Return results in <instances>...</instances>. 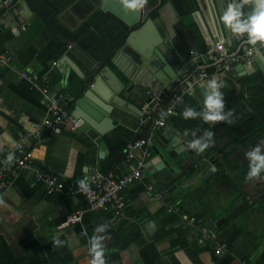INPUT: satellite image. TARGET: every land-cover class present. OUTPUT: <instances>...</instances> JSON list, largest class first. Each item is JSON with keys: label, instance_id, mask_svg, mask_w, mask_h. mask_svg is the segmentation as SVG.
Returning a JSON list of instances; mask_svg holds the SVG:
<instances>
[{"label": "crops", "instance_id": "1", "mask_svg": "<svg viewBox=\"0 0 264 264\" xmlns=\"http://www.w3.org/2000/svg\"><path fill=\"white\" fill-rule=\"evenodd\" d=\"M5 1L7 0L1 3ZM9 1L10 4L0 15V43L2 49L9 50L0 51V58L3 54L11 58L8 65L0 63V163L1 158L16 146L19 136L33 132L46 114L44 96L23 79L22 72L31 70L46 77L50 91L62 98L67 111L72 115L69 107L70 80L79 83L80 77L68 64H65L64 70L67 74H63L57 64L67 54L65 49L77 43L74 37H78L84 51H98L112 38L110 36L114 29L113 19L107 20L106 17L109 12L95 8L90 0H76L62 9L57 8L55 0ZM228 1L233 3L230 0H201V20L206 30L202 32L197 25V35L208 49V45L217 37L215 47L219 51L209 49L213 54L206 61L199 59L202 60L199 65L206 67L208 61L214 65L220 60L228 61L236 54L238 47L248 43L245 34L230 41L228 50L222 52L224 35L220 36L222 23L219 16L222 14L221 8L227 10ZM147 5L145 9L148 8ZM227 35L225 32V36ZM232 38L233 36L230 37ZM69 47V57L78 62V56L75 51L69 52ZM245 51L242 50L240 54ZM50 54L54 58L48 60ZM225 61L223 64L227 63ZM108 64L128 82L122 71L112 62ZM80 66L83 67L82 64ZM132 72L137 74L138 80L146 75L151 76L145 66H134ZM215 72L220 73L217 68ZM255 75L258 77L257 73ZM240 77L244 76L235 78ZM245 88L238 84L236 94ZM125 92L123 90L121 95ZM134 99L135 97H131L129 102ZM145 103L138 110H129L124 118L115 120L110 130L97 138L83 130L80 120L75 117L78 123L75 129L70 121L64 122L56 133L46 136L36 145V162L70 182L84 180L90 184L98 172L105 175L127 173L129 159L125 153L126 148L144 134L142 122L145 119ZM188 104L193 108L199 105L194 97ZM230 112L235 113L230 118L238 116L235 106L229 108L228 113ZM203 116L201 115L200 120H203ZM174 120L170 119L169 125L177 126ZM163 130L153 136L147 152L153 144H158ZM223 142L227 144L226 139ZM256 149H259L257 154L264 157V135L251 147L243 148V155L248 161L252 159L251 154ZM213 160L196 168L190 182L178 189L179 196L167 199L192 218H196L195 213L205 203L208 204L206 226L221 240L233 242V264H238L239 259L248 256L256 260L264 251V177L259 174L260 178L248 180L247 173L239 170V166L230 169L222 161L225 165L223 173L217 176L216 171L203 180L206 171L217 164ZM237 164L238 162L234 166ZM152 184L144 178L125 189L128 207L121 216H115L110 211L88 210L83 214L82 224L62 226L69 215L89 208L85 196L68 192L49 194L46 184L38 182L33 171H22L12 187L0 192V264H36L35 261L38 264H90L92 256L89 249L93 235L105 247L107 264H148L142 254V249L147 245L153 249L151 256L156 254L153 256L154 263L149 257L148 261L152 264H175V260L179 264H220L225 256L217 254L211 244L202 243L198 232L182 219L177 220L176 214L170 212L163 201L154 199L148 190V186L155 188ZM218 188L220 190L217 192ZM233 191H241L246 197V212L231 219L222 229L221 225L228 215L216 218L212 213L221 212L228 207ZM183 195L186 197L183 198ZM236 207L231 206V213ZM104 225H107L106 230L98 231ZM181 225H186L188 245L198 242L197 245L204 248L198 256L194 244L172 251L181 239L185 242L184 238L180 239L182 234L178 232ZM54 237L59 240L58 244L53 243Z\"/></svg>", "mask_w": 264, "mask_h": 264}, {"label": "water", "instance_id": "2", "mask_svg": "<svg viewBox=\"0 0 264 264\" xmlns=\"http://www.w3.org/2000/svg\"><path fill=\"white\" fill-rule=\"evenodd\" d=\"M2 1L0 0V3ZM230 1L240 3V0ZM90 2L95 8H102L104 12H109L106 16L107 20L113 19L115 26L113 38L106 41L102 50L86 52L81 48L82 44L78 37H74L77 43L68 46L69 52L75 51L78 62L83 67L69 57L68 47L65 49L67 54L57 67L63 74H67L64 70L65 64H68L80 77L79 83L70 80L69 107L72 115L80 120L82 129L97 138L100 134L109 131L115 120L124 118L129 110H138L143 103L151 101L162 88L182 85L193 76L204 72L205 67L197 65L199 60L196 57L199 51L192 48L193 37L187 15L179 12L172 0L164 4L155 16L152 10L159 3L156 0H148L149 7L139 11L125 10L120 0H90ZM194 4L196 9L191 13L192 18L203 32L206 28L201 20L203 11L201 0H196ZM185 10L187 11V7ZM13 25L17 26L16 23ZM220 32V36L224 35L221 42L222 52L228 50L230 41L241 37L231 34L223 24H221ZM231 36H233L232 39H230ZM217 42L218 38L214 37L213 43L208 45L209 49L218 52L219 49L215 47ZM249 46L250 44L247 43L238 47L234 56L240 54L242 50H247ZM192 50L196 53L192 54ZM99 51L101 52L98 54ZM108 54L111 55L106 60H102ZM263 58L264 50H258L250 58V66L240 63L228 71L208 76L201 81L192 94L199 103L194 108L198 113L195 117L200 120L201 115L205 113L203 111H207L203 101L206 95L213 91L210 87L205 88L209 79H217L226 86L225 80L229 77L257 73L260 80L264 81ZM231 59L228 61L230 62ZM224 61L220 60L215 65H221ZM228 61L225 62L229 63ZM109 62L126 75L128 82L118 75L108 64ZM134 66H145L151 76L146 75L138 80L137 74L132 72ZM225 86L220 89L223 96ZM123 90L126 92L121 95ZM131 97L135 99L129 102ZM188 109L193 107L183 101L180 110L185 112ZM244 115L243 112L234 117L231 123H236ZM176 117L177 115H174L171 120ZM254 142L256 140L246 143V146L251 147ZM158 144H153L149 153L147 152L144 178L153 183L155 191L164 192L167 198L172 200L179 196L178 189L186 186L194 177L196 168L209 161L203 158L196 166H193V163L202 157V153L196 152L197 148L191 147L189 138L177 126L168 125L158 138ZM238 156L246 164L243 155L240 153ZM214 158L215 156H212L210 162ZM192 168L195 170L189 174ZM217 170L218 167L213 165L202 179L206 180ZM259 174L264 177L263 172ZM184 197L186 195H183Z\"/></svg>", "mask_w": 264, "mask_h": 264}, {"label": "built area", "instance_id": "3", "mask_svg": "<svg viewBox=\"0 0 264 264\" xmlns=\"http://www.w3.org/2000/svg\"><path fill=\"white\" fill-rule=\"evenodd\" d=\"M10 4L7 0L0 3V15ZM264 49V45H256L249 47L243 54L232 57L231 61L221 64L218 71H228L233 66L244 63L251 65L250 58L258 51ZM192 54L196 51L192 50ZM213 52L202 54L199 52L196 57L198 60L206 61ZM10 57L6 54L1 55L0 63L8 65ZM218 60V58H215ZM199 60L197 65L200 64ZM22 77L28 81L33 88L37 89L45 98L46 114L44 119L38 123L35 130L19 136L16 146L1 158L0 163V192L12 187L22 171H33L38 182L45 183L48 193L68 192L74 195H83L89 203L86 210L72 213L67 217L62 226L82 224L83 214L90 211H110L115 216H121L128 207V201L125 195V189L132 183L141 182L144 179V168L146 165L147 150L152 142L153 136L159 131L165 129L169 125L170 119L180 110V105L185 98L192 95L197 85L208 77L204 71L187 80L184 84L172 87H165L153 97L151 101L145 103L142 128L144 134L132 141L126 148V156L129 159V171L119 175L109 173L107 175L98 172L94 180L87 185V191L81 190L77 182L65 180L62 175L52 173L44 169L35 160V147L46 136L56 133L60 126L70 121L73 128H77V120L74 119L66 109L62 98L50 91L47 78L31 70L22 72ZM193 142H191V145ZM9 154L13 159L8 160ZM133 160V161H132ZM148 190L153 194L154 199L163 201L168 210L177 214L191 228L201 235L202 243H209L219 255H225L229 249L228 246L219 236L209 229L206 225H197L195 218L184 214L178 206L171 203L165 193L157 192L152 186H148ZM84 234H87L84 232ZM238 264H252L245 259L239 260Z\"/></svg>", "mask_w": 264, "mask_h": 264}, {"label": "trees", "instance_id": "4", "mask_svg": "<svg viewBox=\"0 0 264 264\" xmlns=\"http://www.w3.org/2000/svg\"><path fill=\"white\" fill-rule=\"evenodd\" d=\"M57 2L58 5V9H62L64 7H69L70 5H72L76 0H55ZM169 0H159L158 5L153 7L152 10V14L155 16L158 13V10L168 2ZM176 7L178 8L179 12L186 14L187 15V20L189 23V27L190 30L192 32V37H193V45L192 48L195 50H198L200 53L202 54H207L209 52V49L207 47V45L204 43V41L201 40V38L198 37V28L196 27L197 24L196 22H194L192 19V12H194L195 8V1L196 0H172ZM156 3V2H155ZM148 6V5H147ZM149 7V6H148ZM185 7H187V11L185 10ZM110 25V23H108ZM114 28L115 26L112 25ZM113 32V31H112ZM114 36V32L113 34L110 36L113 38ZM2 42V39L0 40ZM0 48H1V52H9L8 49H2V43H0ZM52 58H54L53 54H50L48 56V60H51ZM205 72L209 75L212 76L213 74H215L216 72V68L218 71V66L219 65H214L212 63H209V61L206 63L205 65ZM226 86L225 89L223 90L224 93V109L222 114L225 115L227 117V120L221 123H228V118H230V116L234 115L235 113H232V115H229L228 110L230 107L235 106L238 114L242 113L245 111V115L247 113H249V118L247 120V122L245 123V127L244 128H240L239 131L235 132V137L237 136L239 139L242 136V141L241 143H248V142H252L255 141L257 138H259L260 136L264 135V82H262L260 80V78H258L255 74L252 75H247L244 77H240V78H235V77H229L228 79L225 80ZM238 84H242V86L246 87L244 90H242L239 94H236V90H237V85ZM192 95H189L185 98V101L187 103H191L192 101ZM249 110V111H248ZM248 111V112H247ZM247 112V113H246ZM177 117L174 120V123H177V127L189 138L190 142H195V141H200L201 142V146L203 144H205L207 142V136H206V131H209L208 127L210 125V123L203 121V120H197L195 118L189 117L187 119L184 118V113L179 110V112L177 113ZM244 115V116H245ZM172 121V120H171ZM170 123V121H169ZM215 163H217L216 165L218 166V172H217V176L220 173H223L224 169H225V165L222 161H216ZM236 169V168H234ZM195 170V168H192L189 171L193 172ZM244 173H248L251 171V168L248 167V169L244 170ZM260 172L264 173V169H261ZM215 177V176H214ZM55 193H59V192H55ZM54 194V193H52ZM240 196H237L236 199H234L232 202L229 203L228 207L225 208L223 211L221 212H217V213H212L213 217H223L224 215H228V217L225 219V221L223 222V224L221 225V228H225L226 225H228V223L230 222L231 219L238 217L239 215H241L242 213L246 212V206L244 203L241 204H237L238 202V198ZM236 205L237 207L233 209L232 213H231V206ZM204 209V210H203ZM209 211V205L208 204H204V206L202 208H200L198 210V212L195 213L196 215V224L197 225H206L207 222V218H208V214L207 212ZM184 214H186L185 212H183ZM217 215V216H215ZM176 219H181V217L179 215L176 214ZM207 217V218H206ZM186 225H181L178 229V232H180L182 235L180 237L185 239V242H183V239L180 240L179 244L176 245L172 251H176L178 248L180 247H184V246H189L194 244L195 248H196V256H198V254L202 253L204 250V248H200L197 243H189L188 238H187V232L185 229ZM188 230V229H187ZM201 238V235L199 237V240ZM223 242H225L228 246L229 251L223 255L225 257H222V260H220V264H233L235 257L233 256V242L231 240H228L227 242L223 240ZM175 243V242H174ZM177 243V242H176ZM187 247L185 249H187ZM153 251V249L151 250V246H145L142 249V254L144 255V259H146V262H148V264H152L151 262H155V258L153 257L154 255H156L155 253L152 254L151 256V252ZM149 255V256H148ZM149 257H151L152 261L149 262ZM192 257L193 254H192ZM195 259V257H194ZM246 261H248L249 263L252 264H264V251L257 257L256 260H252L249 256L243 258ZM149 260V261H148ZM241 260V259H239ZM36 264H38V262L35 261ZM175 264H179L176 260H175Z\"/></svg>", "mask_w": 264, "mask_h": 264}, {"label": "clouds", "instance_id": "5", "mask_svg": "<svg viewBox=\"0 0 264 264\" xmlns=\"http://www.w3.org/2000/svg\"><path fill=\"white\" fill-rule=\"evenodd\" d=\"M120 3L127 10L139 11L142 10L147 4L148 0H120ZM247 9V10H246ZM222 14L219 16V21L230 31L231 34L236 36H247V42L256 46L258 44L264 45V0H240L239 4L228 3L227 10L224 11L221 8ZM225 85L219 82L217 79H209L205 88L210 87L213 91L211 94L206 95L203 103L206 106L203 120L215 125L216 123L224 122L227 117L222 114L224 109V96L220 92V89ZM184 118H194L198 113L195 109H188L184 112ZM229 115H232L230 112ZM231 122V121H229ZM214 133L206 131V136L212 139ZM214 143V141H213ZM199 146V147H198ZM191 147L197 148L198 153H203L205 149L209 147L207 143L201 146L200 141H195ZM256 152L251 154L252 159L258 161L255 167H251V171L247 173L246 179L252 180L260 178V171L264 169V157L259 156ZM13 159L12 155L9 154L8 160ZM81 190L87 191L86 181H77ZM107 225L101 226L98 231H105ZM53 243L58 244L59 240L54 237ZM91 248L89 253L92 256L90 264H107L105 259V247L100 243V240L93 235L91 241Z\"/></svg>", "mask_w": 264, "mask_h": 264}, {"label": "flooded vegetation", "instance_id": "6", "mask_svg": "<svg viewBox=\"0 0 264 264\" xmlns=\"http://www.w3.org/2000/svg\"><path fill=\"white\" fill-rule=\"evenodd\" d=\"M156 1H159V0H156ZM244 113H245V111H244ZM248 114L249 113H247L243 117H240L238 119V121L236 123H234V124L229 122V121H231V119H233L232 117L228 118V123L227 122H225V123H221L220 122V123H216L215 125H211L210 124L209 131L213 132L214 135H213L212 139H209L207 137L208 140H207L206 143L209 145V147L207 149H205L204 153H202V157H200L198 160H196L193 163V166H196L199 163V161L201 159H203V158H205L206 160H210V158L212 156H215V158L213 160L214 163L216 161H225L226 164L229 165L230 169H231V167H232V169H234L235 167L239 166L238 167L239 170L243 171L245 169H248V167H250V166L251 167L256 166L258 164V161H255L253 159L248 161L245 158V156L243 155V148L246 147V144L241 143L242 136L240 137V139L237 136L235 137V132L239 131L240 128H244L245 127V123L247 122V120L249 118ZM237 115H240V114H237ZM225 139L227 140V144H224V142H223ZM228 140H229V142H228ZM213 141H214V143H213ZM235 144H237V146H235ZM198 147H197L196 152H198ZM240 153L243 155L246 164L238 156V154H240ZM237 162H238V164L236 166H234L235 163H237ZM203 165H201V166H203ZM233 171H235V170H233ZM219 190H220V188H218V190H216V191L218 192ZM237 191H233L231 193L230 202H232L234 199H236L237 196H240L238 198L239 199L238 200L239 203H237L239 205L241 203H244V199L246 197L243 196V193L241 191H239V192H237ZM195 222H196V219H195Z\"/></svg>", "mask_w": 264, "mask_h": 264}, {"label": "bare ground", "instance_id": "7", "mask_svg": "<svg viewBox=\"0 0 264 264\" xmlns=\"http://www.w3.org/2000/svg\"><path fill=\"white\" fill-rule=\"evenodd\" d=\"M220 66V65H219ZM219 66H218V68H219ZM218 72H222V71H218Z\"/></svg>", "mask_w": 264, "mask_h": 264}]
</instances>
